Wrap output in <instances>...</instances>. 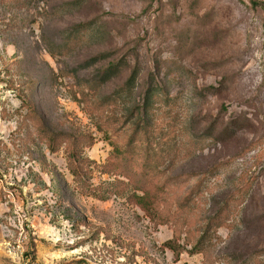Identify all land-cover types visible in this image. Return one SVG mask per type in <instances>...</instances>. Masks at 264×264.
Returning a JSON list of instances; mask_svg holds the SVG:
<instances>
[{
    "label": "rangeland",
    "instance_id": "rangeland-1",
    "mask_svg": "<svg viewBox=\"0 0 264 264\" xmlns=\"http://www.w3.org/2000/svg\"><path fill=\"white\" fill-rule=\"evenodd\" d=\"M78 23V44L51 56L48 44ZM101 52L138 66L139 91L154 79L173 97L155 113L169 111L187 137L170 174L220 165L182 224L81 192L63 147L50 151L25 115L22 99L54 130L92 134L82 152L104 163L111 145L78 100L95 67L71 71ZM239 116L236 136L199 138L209 122ZM111 180L95 168L90 183ZM237 192L209 243L184 245ZM169 239L185 246L177 256ZM0 264H264V10L250 0H0Z\"/></svg>",
    "mask_w": 264,
    "mask_h": 264
},
{
    "label": "trees",
    "instance_id": "trees-1",
    "mask_svg": "<svg viewBox=\"0 0 264 264\" xmlns=\"http://www.w3.org/2000/svg\"><path fill=\"white\" fill-rule=\"evenodd\" d=\"M250 1L264 10V0ZM85 25L75 24L61 42L48 44L49 54L54 57L57 53H68L72 43L78 44L80 41L77 35ZM92 66L96 73L91 77L84 76L79 81L81 88L78 100L83 103L84 110L94 121L96 129L102 132L111 145L104 163L97 164L82 152L83 148L94 143L92 134L56 131L46 124L33 102L22 99L21 104L26 107L25 115L45 138L50 151L63 147L67 168L81 192L100 200L113 194L136 204L158 223L173 220L182 224L181 217L184 219V213L203 196L210 178L219 172L220 165L211 167L199 176L193 172L170 174L185 148L184 141L187 137L186 133L173 126L169 111L164 112V118L156 117L155 113L167 108L173 97L167 91L160 90L159 83L154 79L147 81L146 88L139 91L138 66L131 68L128 60H115L107 52L87 58L71 68V71ZM125 70L128 73L122 82L110 92L99 95L104 87L120 77ZM245 120V117L239 116L222 119L221 122L211 121L200 132L199 138H232L245 126ZM95 168L100 173L113 176V180L105 186H93L90 178ZM193 179H196L194 183L185 188ZM239 195L238 192L229 195L214 214L204 220L197 236L186 232L184 245L191 244L192 250L201 251L204 241L209 243L211 233L224 223L234 199ZM180 231V228L175 227V236ZM164 245L173 250L176 256L185 247L180 248L175 239L166 240ZM78 262L80 263H75Z\"/></svg>",
    "mask_w": 264,
    "mask_h": 264
}]
</instances>
